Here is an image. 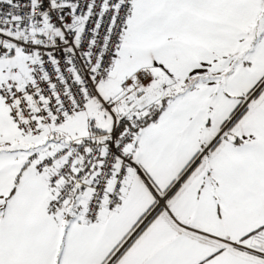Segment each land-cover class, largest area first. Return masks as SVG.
<instances>
[{
  "label": "snow or ice",
  "instance_id": "1",
  "mask_svg": "<svg viewBox=\"0 0 264 264\" xmlns=\"http://www.w3.org/2000/svg\"><path fill=\"white\" fill-rule=\"evenodd\" d=\"M0 264H264V0H0Z\"/></svg>",
  "mask_w": 264,
  "mask_h": 264
}]
</instances>
